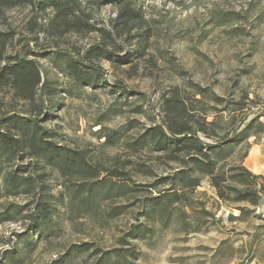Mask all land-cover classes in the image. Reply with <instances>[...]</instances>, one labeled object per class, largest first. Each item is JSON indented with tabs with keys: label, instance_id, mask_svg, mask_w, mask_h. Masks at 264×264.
<instances>
[{
	"label": "trees",
	"instance_id": "1",
	"mask_svg": "<svg viewBox=\"0 0 264 264\" xmlns=\"http://www.w3.org/2000/svg\"><path fill=\"white\" fill-rule=\"evenodd\" d=\"M105 6L112 7L115 16L99 25L96 17ZM16 8L28 10L33 23L31 33H96L99 40L75 57L55 49L36 50L29 44L36 45L37 35H30L27 43L7 54L13 32L0 30V193L28 199V209L23 211L20 206L7 215L24 222V228L13 233V241L4 242L10 245L1 253L0 264H19L40 242H51L57 236V202L65 201V212L69 209L82 214L95 210L101 201L167 185L148 199L140 214L148 221L157 217L166 225L176 203L192 207L190 193L207 177L218 200L235 206L240 215L249 212L243 203L258 205L264 194V175L253 173L243 161L250 149L248 139L264 136V121L260 119L264 110L252 116L245 113L238 123L235 115L228 113V119L222 115L225 110L244 111L247 104H255L247 95L230 101L237 109H229L228 105L219 109L224 99L198 85L189 93L174 86L161 95L160 120L153 117L150 125L130 139H123L132 154L147 150L165 163L176 165L152 184L130 183L131 177L124 169L130 160H115L114 166L106 167L92 159L88 148L67 145L58 129L48 125L58 118L56 112L64 96L85 86L101 87L122 96L134 94L120 82L101 80L105 72L97 60L112 67L127 65L132 75L140 68L150 70L149 76L152 69H158L156 60L146 51L150 34L136 0H0V19ZM41 14L49 15L45 28L37 23ZM38 56H47L53 66L62 63L61 70L70 77L69 85L65 87L48 78ZM105 136L114 144L123 137L116 130L99 138ZM51 175L59 180L56 192ZM122 212L121 206H112L106 216L115 218ZM150 232V225L137 222L117 239L118 247L104 250L89 242L72 244L53 264H68L75 253L88 250L90 264H136V247L130 241L147 238Z\"/></svg>",
	"mask_w": 264,
	"mask_h": 264
},
{
	"label": "rangeland",
	"instance_id": "2",
	"mask_svg": "<svg viewBox=\"0 0 264 264\" xmlns=\"http://www.w3.org/2000/svg\"><path fill=\"white\" fill-rule=\"evenodd\" d=\"M141 5L145 28L149 31L148 56L154 57L158 69L140 68L132 75L127 65L112 67L104 60L96 63L104 70L101 80L117 81L134 94L122 96L101 87H83L74 94L65 95L57 110L58 118L49 123L62 134L71 147H86L94 161L106 167L117 160H130L124 169L134 184H152L169 174L176 165L165 163L154 153L142 150L132 154L125 139L159 121L161 95L177 86L187 93L200 86L224 99L217 107L237 109L230 101L244 95L255 104L244 111L222 112L235 115V122L245 113L264 110V0H136ZM48 14H41L37 23L46 27ZM115 13L112 7L100 9L96 17L105 25ZM30 15L25 8L9 10L0 19V30L12 31L13 40L7 54L27 43L30 35L37 40L29 45L36 50L51 49L69 52L79 57L99 38L96 33L77 35L68 33L54 36L47 32L31 33ZM39 30V29H38ZM38 33V34H36ZM124 46L123 42H120ZM40 64L51 78L67 87L70 77L61 70L63 64L53 66L47 56H38ZM210 105L213 103L207 101ZM223 119V120H224ZM260 119L264 121V116ZM225 121V120H224ZM55 123V124H54ZM116 130L122 138L115 144L107 136ZM124 139V140H123ZM250 149L243 164L253 173L264 175V136L248 139ZM116 160V161H115ZM53 191L59 189V180L50 176ZM167 185L147 187L123 197L101 201L88 213L65 212V201L55 204L54 217L60 230L51 242H40L19 264H53L70 245L89 242L104 250L118 247L117 239L137 222L148 224L147 238L130 241L136 247V264H264V194L257 206L247 203L248 213L240 215L235 206L218 200L207 177L190 193L192 207L176 203L166 225L148 221L140 214L143 205L157 191ZM24 196L0 193V255L14 239L13 233L24 228V222L8 218L13 210L28 209ZM242 205V204H241ZM121 206L122 213L108 218L110 207ZM17 217V214L14 215ZM138 218V220H137ZM91 251L74 254L68 264H90Z\"/></svg>",
	"mask_w": 264,
	"mask_h": 264
}]
</instances>
